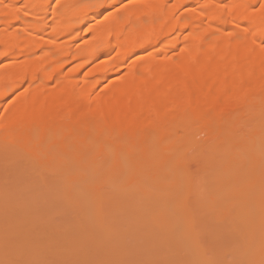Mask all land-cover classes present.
<instances>
[{
    "label": "bare ground",
    "instance_id": "6f19581e",
    "mask_svg": "<svg viewBox=\"0 0 264 264\" xmlns=\"http://www.w3.org/2000/svg\"><path fill=\"white\" fill-rule=\"evenodd\" d=\"M60 2L66 6L57 10L51 0H0V51L7 53L0 57V62L14 59L7 69L0 73V93H3L0 96L1 117L8 109L3 104V99L23 85H29V89L20 96L21 98L18 97L17 102L9 107L11 114L0 119V141L6 146L9 147V142L16 141L21 134L30 145L36 142L35 136L38 140L43 138L40 133L42 130H62L70 134L71 129L81 123L86 127L106 124L115 125L122 141L130 146L139 141L145 149L144 152L148 154L147 151L152 150L153 140L161 137L158 135L167 122L170 123L169 129L177 132L186 127L189 115L196 113L194 122L199 126H207L208 138L214 140V136L219 133L237 134L239 130L229 124L241 121L240 116L245 111L254 110L259 103L264 107V45L261 44V40H264V13L255 8L264 0H147L138 5H128L126 9L115 12L114 15L110 14L108 9L91 11L84 16L80 24L74 23L77 15L73 6L84 0ZM195 3L197 7L193 6ZM183 6L189 8L182 11ZM103 14L109 16V19H99ZM93 21L95 23L90 27L94 28V33L89 34L90 38L83 44L75 45L82 35L71 34L84 30V27ZM67 36L68 44L63 41ZM147 36L152 38L149 45L161 46L156 53L139 60L122 78L110 85L106 93L98 94L96 88L99 83L119 71L124 60L133 53L130 51L129 55V47L134 45L137 50L139 47L141 49V46L136 44ZM117 52H120V55H117ZM176 52L179 53L175 54ZM102 55L111 57L81 77L85 66ZM73 64V70L65 74L66 68ZM95 76L101 79L93 81L91 77ZM14 77L17 79L13 85L5 88L6 83ZM209 114L213 119H205ZM67 137L68 134L63 138ZM215 141L219 144L216 137ZM80 147L78 141H71L61 147L60 151H63L67 158L64 160L66 167L61 172L63 177L58 175V178L61 177L58 180H62L63 185L67 183L66 187L72 185L73 175L79 176L85 167L78 156L73 157L74 153L80 151ZM87 150L90 156H95L94 146L89 145ZM227 153L233 155L232 151ZM105 158L111 159L112 162L95 189L99 195H90L89 190L78 188H73L72 191V196L77 195L78 198H102V204L98 205V214H95L91 227L83 226L82 234L76 236L74 229L66 226L68 230L62 232L58 229L57 235L48 238L49 240L44 239L39 229L34 227L35 218L30 211L34 207V201H29L30 204L27 202L30 219L25 226L22 221L17 223L14 237L18 250H21V255L28 259L29 264L54 257L53 255L58 256L61 264L66 259L68 260L63 262L65 264L75 260L81 264L85 260L86 264H97L100 260L103 264V261L107 263L127 254L128 247H119L111 235L115 230L126 226L123 225V220L121 221L122 215L125 219H131L134 210H144L141 206L148 205L149 198H146L147 195L140 189L141 179L153 174L154 164L152 159L147 157L138 163L108 154H105ZM191 159L201 160L199 157ZM186 161L187 159H181L178 162ZM126 166L130 167L129 177L122 178L119 174L125 171ZM256 167L253 162L251 166L246 167V173L243 174L246 179L258 173ZM71 174L70 180L67 179ZM240 175H236L235 185L240 183ZM199 182L200 179H191L188 191L183 194L185 202H193L199 217L210 214L212 210V214L216 213L215 208L217 210L219 207L230 211L229 206L233 204L231 201L219 200L215 208L206 207ZM103 187L106 191L112 189L119 194L134 189V197L141 196L145 199L138 206L130 203L123 205L117 194L107 196L105 190L103 193ZM146 210L151 213L148 220H154H149L151 226L145 228L149 231L150 240H142L138 236L141 228L135 229L136 225L128 230V235L135 240L139 249L141 246L150 248L148 246L151 245V251L146 249L149 253L144 249L139 250L136 246L138 254L149 255L156 249L158 253H153L151 258L158 259L159 254L158 260H161L156 262L161 264V257L169 252V249H174L178 255L183 252L186 255L202 254V261L206 264L218 260L204 253L199 232L195 237H191L192 233L180 228L182 216L177 218V228L176 224L175 228H172L173 224L168 225L169 212L165 211L167 217L164 216L166 220L163 225L167 228L162 231L156 227L159 222L155 221L162 212L159 206ZM252 210L247 204V208L242 212L251 216ZM125 214L129 216L126 217ZM56 217L58 215L52 218ZM110 220H117L121 224L114 221L119 224L115 226ZM130 221H133V218ZM128 222L126 223L129 224ZM259 227L263 247L261 246V252L258 254L260 256L250 261L255 264H259L264 258V219L259 223ZM172 232L175 234L172 235ZM172 237L173 243L170 244L168 241ZM130 242L135 248V243ZM152 245L155 246L153 249ZM131 250L128 255L130 257L133 252ZM245 253L247 257L248 251ZM168 257L171 256H166L164 262ZM152 262L154 264L155 260Z\"/></svg>",
    "mask_w": 264,
    "mask_h": 264
},
{
    "label": "rangeland",
    "instance_id": "374dc122",
    "mask_svg": "<svg viewBox=\"0 0 264 264\" xmlns=\"http://www.w3.org/2000/svg\"><path fill=\"white\" fill-rule=\"evenodd\" d=\"M146 1L147 0H132L129 5H138ZM174 2H176V0H174ZM193 6L197 7L198 5L195 3ZM187 8L189 7L183 6L182 11H185ZM105 16L106 15L103 14L99 19H103ZM93 23H95V21L89 23L86 26H90ZM86 26L84 27V31ZM81 37L82 38L75 42V45L83 44L87 38H90L88 35H82ZM151 39V37L147 36L146 38L144 37L138 44H136L138 47L141 46V49H143L141 50L139 47L138 49L141 50L140 52H138L139 50H137V47L134 45L129 47V55L130 51L133 53H131L130 56L128 55L129 57L124 60L123 67H121L119 71L110 74L108 79L102 80L97 86L96 92L98 94L106 93L108 87L122 78L132 65L136 64L139 60L147 58L148 55L156 53V51L161 46L149 45ZM68 40V36L64 37L63 39V41H65L67 44ZM133 49L134 51H132ZM178 53L179 52H176L175 54ZM109 57L111 56L102 55L89 62L85 66L81 77L85 76L95 67L104 64ZM12 61H14L13 58L0 62V73L4 72L9 66L8 64ZM73 66L74 64L66 68L65 74H69L73 70ZM15 79L17 78L14 77L9 82H7L5 88L11 87ZM91 79L94 81L96 79H101V77L95 76L93 78L91 77ZM28 89L29 85L25 84L13 94L3 99V104L5 107H8V109L6 110L5 114L2 113V115L4 114L2 117L6 116L7 114H11L12 111L9 107H12V104H15L16 99L23 95ZM241 116L239 118L242 119L241 121L229 124L231 127H235L236 130H239L237 134H227V132L226 134L219 133V135L217 134L214 136V140H210L208 138L209 129L207 126H199L194 122L196 113H191L189 115V120L185 128L174 132L169 129L170 123L167 122L162 132H160L161 134L158 135L161 137L168 136L173 142L186 138L188 141H190V143L180 158L187 159L188 157H199L201 160L205 161V166L202 168L200 175L196 177V179H200L199 185L203 191V201L205 202L206 207L212 206L215 208V205L219 200L227 202L231 201L233 203L231 206H229L231 209L228 212L227 210L225 211L224 209H219V207L217 210L215 208L216 213L212 214L213 210H210V214L203 215L202 217H206L209 224H215L216 227L212 232L199 233V238L204 248V253L208 254V256L213 259H222L229 262H250L253 259L258 258L257 256H260L258 254L261 252V246L263 243L259 223H261L262 219H264V207H262L260 196V176H262L260 175L262 174L260 171V161L261 159H264V147H262L259 133L260 129L264 128V107L261 103H259V105L254 110L245 111V113ZM2 117L0 116V119ZM235 120L237 119L235 118ZM46 130L40 131L41 136L43 137L42 139L40 138L38 140L35 136L36 142H33L30 145L27 144V139L24 138L23 134L19 135V138L16 141L9 142V147L0 141V264H6V262L7 264H11L13 261H22L24 264H29L28 259L23 258L21 255V250H18L19 247L16 244V238L14 235L15 232H17L18 222L22 221L24 222V226L27 225L30 219L28 217L30 215L27 206L31 201H34L32 202L34 207L30 210L31 214H33L32 216L35 218L34 227L37 230L39 229V232L42 233V237L46 240H49L52 238V236L54 237L57 235L58 229L63 232L65 229L68 230L70 227L74 229V234L78 236L84 232V230H82L83 226L91 227V222L98 214V205L101 203L102 198L101 200H96L92 196L84 198H78L77 195L72 196V185L79 177L77 174H74L75 176L73 175L74 179H72L74 181L71 182L72 185L67 187V183H64L63 185V182H61L62 180H58L61 179V177L58 178V175L60 176L61 172H63V169L66 167L64 160L67 158V156L62 153L63 151H60L61 147L63 144L66 146L71 143V141L68 139L69 137H63L67 136V134L70 136V134L63 132L62 130H57L55 132H51L48 129ZM175 133H177V137L174 135ZM215 137L218 139L219 144L216 143ZM158 139L159 137L153 140V144L157 142ZM234 142H238L237 145H234ZM42 150H44L45 154ZM151 151L152 150H148L147 152L151 153ZM228 151H232L233 155L227 153ZM76 156V153H74L73 157ZM109 160L111 163V159ZM133 161L138 163L136 160ZM252 162L256 163L257 169L255 170H257L258 173H255L256 175L253 174V176L245 179V182L240 189V191H243L245 195L241 196L240 191H237L235 188V177L238 174L246 173V167L251 166ZM81 163L83 164L84 162L81 161ZM239 168L243 169L239 170ZM153 169L155 171L150 176H158L162 184L177 183L175 177H173L170 172L156 169L154 165ZM129 170L130 167L126 166L125 171L121 172L119 176L122 178H128ZM68 176L69 177L67 179L70 180L72 174ZM144 177L141 179L142 183L140 189L141 192L147 195L145 197L149 198L147 202L148 205L145 207L141 206V208L144 210H134L135 213H132V210L128 213L129 215L130 213H132L131 215L134 214V217L130 216L133 218V221H130L132 218L125 219L122 215L121 221L123 220V225L126 224V226L115 230V232L111 235L112 238L116 239L119 247L122 245L128 247L127 249L125 247L126 251L128 250L127 254L123 256V258L111 259L107 263H104L103 261V264H152V261L155 260L156 262V260L159 259V254L157 256L158 259L153 260V258H151V255L154 256L153 253H158L156 252V249H153V247H155L154 245H152L153 250L150 252L152 254H149V256L148 253L151 251V245L148 246L150 248L141 246L139 249L135 240H133L128 235L129 228L131 230V228L136 225V227H134L135 229L139 227L141 228L138 236L142 240H146L147 238L150 240L148 234L149 231L145 228H149L151 226V222H154V220L151 221L152 218L149 219L151 221L149 223L148 218L151 216V213H149V211L146 209H150L156 205L159 206L162 212L160 215L158 214L159 217L157 216L158 219L155 221L159 222L156 227L162 231L167 228L165 225H163V222L166 220L164 216L167 217L164 214L165 211L169 212L168 225L173 224L171 225L172 228H175V224L176 228L178 226L177 218L182 216L181 210L178 211L179 207L173 206L170 203L168 197L151 187L146 182ZM49 178H53V181L50 182ZM102 189L101 191L104 193L105 190V194L107 196H114L117 194L116 196L118 197V200H121L123 205L130 203L132 205L138 206L145 199L141 196L140 198L134 197V189L128 190L124 193L120 192L121 194H119L118 191L112 189H107V191L104 187ZM106 195L105 197H107ZM55 202H62L63 207L60 211H53V204ZM122 204H120V206ZM247 204L253 208L251 216H248L246 213L242 212L245 208H247ZM39 211L41 213H39ZM54 214L58 215L59 219H57V217L55 219L52 218L55 216ZM215 214H218L219 216H215ZM134 218L136 220H134ZM124 219L127 220L126 222L129 221L131 225L129 222V224H127ZM114 221L117 220H110L111 224L115 225L116 223H114ZM118 222L119 221H117V223ZM118 225L119 224H116L115 226ZM66 226H69V228ZM174 234L175 233L172 235ZM195 234L196 233H192L191 237H195ZM173 238L174 237L170 238L171 240L169 239L168 242L170 244L173 243ZM130 241H133V244L135 243V248L132 246V242ZM123 246L121 247L122 249ZM136 246L139 250L149 249V251H145L148 252L147 254L140 252L144 255L138 254V250L136 251ZM130 249L133 251L131 253V257L128 256ZM133 249H135L137 253ZM169 250L171 251V249ZM170 251L161 257L163 258L162 264H171V262L175 261H189L191 264H206L204 261H202V259H204L202 254L196 255L195 253H190L186 255V253L183 252L181 255L179 253V256L178 252H176L174 249V252L171 251L174 253V255L172 253L170 254ZM246 251L249 253L247 257L245 256ZM134 252L135 254H133ZM175 253L177 254L175 255ZM132 254L134 256H132ZM165 255L171 256L168 257L166 262H164L166 259ZM53 256L54 257L51 256L38 260L32 264H53V262H56V264H61V260L57 259L58 256ZM55 256L57 257L55 258ZM64 261H62V264H65L63 263ZM76 261L78 260H75V262L68 261L66 264H81L80 261H78L79 263ZM85 261L82 263L86 264ZM158 261L156 264H161V262ZM88 264L91 263L88 262ZM97 264H102V262L99 260Z\"/></svg>",
    "mask_w": 264,
    "mask_h": 264
},
{
    "label": "snow or ice",
    "instance_id": "6c2138e0",
    "mask_svg": "<svg viewBox=\"0 0 264 264\" xmlns=\"http://www.w3.org/2000/svg\"><path fill=\"white\" fill-rule=\"evenodd\" d=\"M131 2L132 0H84V2L73 6L75 14L77 15V19L74 23L80 24L84 16L91 11L108 9L109 13L114 15L115 12L126 9ZM51 4H54L57 10L66 6L63 5L60 0H51ZM255 8L258 9L260 13H264V2L257 4ZM104 18L109 19V16H105ZM93 33L94 28L86 26V32L81 29L79 32H74L71 35L75 36L79 34L87 36ZM261 44L264 45V40H261ZM5 55H7L6 52L0 51V57ZM117 55H120V52H117ZM2 95L3 93H0V96ZM205 119L211 120L213 117L209 114ZM0 131H2V129H0ZM118 133L119 129L115 125L109 126L106 124L86 127L81 123L79 126H75L71 129L68 139L70 141L80 142V151L77 152L76 155L85 165L72 187L80 190H89L90 195H99L96 193L95 189L101 183L103 173L110 165V160L105 158V154L112 157H119L125 161H142L147 157L152 159L156 169L170 172L177 181L175 184H162L158 176L145 177L146 182L151 187L167 196L173 206L179 207L182 212L180 228L190 233H206L214 231L216 225L209 224L206 217H199L193 202H185L183 199V194L188 191L189 181L198 177L202 168L205 166V161L192 160L191 157H188L185 163L178 162L190 141L185 138L173 142L168 136H162L153 144L151 153L146 154L143 145L139 141H137L134 146H130L128 143L122 141ZM139 135L140 134L138 133V136ZM259 135L262 147H264V128L260 129ZM89 145H92L95 148L94 157L90 156L87 150ZM260 169L262 173L260 196L262 207H264V159H261L260 161ZM245 179L246 178L243 174L239 176L240 183L235 185L237 191H240ZM49 181L52 182L53 178H49ZM240 195L243 196L245 193L240 191ZM62 207V202H55L53 204V211H60ZM102 210L101 207L100 211ZM57 219H59V217H57ZM11 264H24V262L13 261ZM53 264H56V262H53ZM171 264H191V262L175 261L171 262ZM208 264H255V262L213 260L209 261ZM259 264H264V258L259 261Z\"/></svg>",
    "mask_w": 264,
    "mask_h": 264
}]
</instances>
